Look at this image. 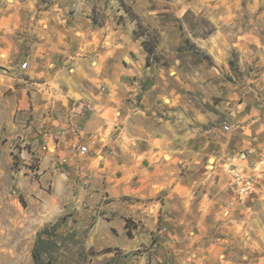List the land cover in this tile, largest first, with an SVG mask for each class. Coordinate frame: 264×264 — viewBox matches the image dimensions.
<instances>
[{
    "label": "rangeland",
    "instance_id": "374dc122",
    "mask_svg": "<svg viewBox=\"0 0 264 264\" xmlns=\"http://www.w3.org/2000/svg\"><path fill=\"white\" fill-rule=\"evenodd\" d=\"M56 22L111 36L106 50L115 39L127 45L136 94L126 101L153 103L186 136L182 175L210 171L235 149L264 173V0H0V264H264V250L243 243L259 239L254 232L217 226L191 243L147 232L119 216L116 177L70 164L58 109L30 76L29 56L52 43Z\"/></svg>",
    "mask_w": 264,
    "mask_h": 264
},
{
    "label": "crops",
    "instance_id": "0c3cea01",
    "mask_svg": "<svg viewBox=\"0 0 264 264\" xmlns=\"http://www.w3.org/2000/svg\"><path fill=\"white\" fill-rule=\"evenodd\" d=\"M53 28L52 43L29 56L31 84L37 97L58 109L55 132L70 164L82 160L91 174L107 181L116 177L119 216L132 218L147 232L162 228L172 243L199 241L227 225L234 236L259 234L243 243L264 250V173L252 161L237 159L235 149L210 171L182 175L176 161L190 147L186 136L163 121L153 103L144 100L136 108L126 101L136 94L130 84L133 69L123 61L133 60L127 45L115 39L106 50L102 42L112 38L102 32L74 31L57 22ZM78 103L81 110L74 108ZM79 142L89 147L88 155L74 151ZM237 175L242 179L235 180ZM246 176L253 178L254 192L244 190ZM223 218L227 224L218 223ZM227 263L237 264L229 258Z\"/></svg>",
    "mask_w": 264,
    "mask_h": 264
},
{
    "label": "built area",
    "instance_id": "2783aa9c",
    "mask_svg": "<svg viewBox=\"0 0 264 264\" xmlns=\"http://www.w3.org/2000/svg\"><path fill=\"white\" fill-rule=\"evenodd\" d=\"M23 67H27V64H24V66ZM48 120L50 121V122H52V120L48 117V119H44V120H42V122H41V124H40V126H39V131H40V134H45L46 132H49V131H47L48 130V127H49V124H48ZM49 122V123H50ZM224 129L226 130V131H230V127L229 126H225L224 127ZM78 153L80 154V156H86V155H88L89 153H90V149H89V147H87L86 145H84V146H79V148H78ZM66 159L65 158H61V163L62 164H64V163H66ZM237 179L238 180H241L242 178H240V177H237ZM244 189L246 190V191H248V190H250L251 189V182H249V181H244Z\"/></svg>",
    "mask_w": 264,
    "mask_h": 264
},
{
    "label": "trees",
    "instance_id": "16d2710c",
    "mask_svg": "<svg viewBox=\"0 0 264 264\" xmlns=\"http://www.w3.org/2000/svg\"><path fill=\"white\" fill-rule=\"evenodd\" d=\"M145 49H146V51H147L148 54L152 53V51H153L150 48H148L146 45H145ZM148 65H149V63H148Z\"/></svg>",
    "mask_w": 264,
    "mask_h": 264
}]
</instances>
